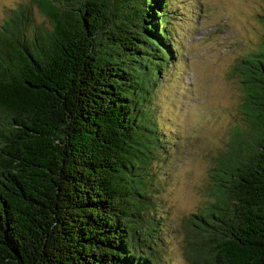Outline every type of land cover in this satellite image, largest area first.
Listing matches in <instances>:
<instances>
[{"label": "trees", "instance_id": "1", "mask_svg": "<svg viewBox=\"0 0 264 264\" xmlns=\"http://www.w3.org/2000/svg\"><path fill=\"white\" fill-rule=\"evenodd\" d=\"M171 0H31L0 29V264H164L148 96ZM173 52V53H172ZM245 128L216 157L188 264H264V41L237 59ZM212 245V246H211Z\"/></svg>", "mask_w": 264, "mask_h": 264}, {"label": "rangeland", "instance_id": "2", "mask_svg": "<svg viewBox=\"0 0 264 264\" xmlns=\"http://www.w3.org/2000/svg\"><path fill=\"white\" fill-rule=\"evenodd\" d=\"M16 7L31 13V22L21 28L27 36L35 26L50 29L31 0H0V29ZM169 11L176 55L159 70L148 96L160 139L149 164L154 184L149 196L164 264H188L186 241L195 233L208 235L191 224V216L206 211L211 168L227 150L233 129L246 127L234 66L264 41V0H171Z\"/></svg>", "mask_w": 264, "mask_h": 264}]
</instances>
